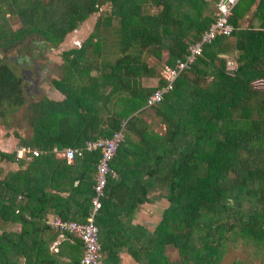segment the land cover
I'll return each mask as SVG.
<instances>
[{
  "label": "trees",
  "instance_id": "1",
  "mask_svg": "<svg viewBox=\"0 0 264 264\" xmlns=\"http://www.w3.org/2000/svg\"><path fill=\"white\" fill-rule=\"evenodd\" d=\"M103 4L86 38L61 52L52 85L62 98L28 100L21 76L0 58V116L23 106L29 132L11 133L41 151L26 161L0 149V264H79L81 241L64 232L51 249L59 232L43 218L86 220L99 154L66 163L55 150L120 128L114 175L93 219L104 264H120L122 247L138 264H264V0H237L232 33L204 44L149 107L161 132L143 117L146 97L162 84H142L156 73L145 58L166 52L171 65L183 57L213 19L210 1L0 0V46L56 47ZM249 11L255 25L240 28ZM8 15L19 21L14 30ZM155 189L166 200L155 226L129 225ZM240 247L248 260L227 259Z\"/></svg>",
  "mask_w": 264,
  "mask_h": 264
},
{
  "label": "built area",
  "instance_id": "2",
  "mask_svg": "<svg viewBox=\"0 0 264 264\" xmlns=\"http://www.w3.org/2000/svg\"><path fill=\"white\" fill-rule=\"evenodd\" d=\"M213 8V19L208 27L198 38L187 46L183 57L177 58L173 64L162 63L159 69V77L162 84L153 89L145 99V107H150L161 101L165 92L172 88L173 82L178 74L186 69L201 53L202 46L209 43L215 36H229L233 26L229 22L232 7L237 0H207ZM229 69H231L229 67ZM233 70V69H232ZM230 71V70H229ZM122 129L114 131L109 137H98L86 140L82 146H67L61 150H55L58 157L71 163L75 157H82L85 152L97 151L99 156L95 165L94 182L92 185L91 207L84 222L76 220L61 219L57 215H48L43 218L44 224L61 234L69 233L78 238L83 246L79 264H99L100 244L98 240V228L94 222V214L100 206V198L103 195L106 178L108 174L114 175L110 168V161L115 153L119 141L122 139ZM41 153L37 148L19 145L15 150V157L31 160Z\"/></svg>",
  "mask_w": 264,
  "mask_h": 264
},
{
  "label": "rangeland",
  "instance_id": "3",
  "mask_svg": "<svg viewBox=\"0 0 264 264\" xmlns=\"http://www.w3.org/2000/svg\"><path fill=\"white\" fill-rule=\"evenodd\" d=\"M106 8V4H103L100 7V10L90 14L85 20H83L77 28L67 33L63 40L57 44L56 47H44L39 42L34 41L31 43L30 47L28 46L26 40L19 45L15 46H7L1 47L0 46V58L5 59L7 64L14 69V71L20 75L19 69L23 66L24 68H35L36 71L33 69L35 76L36 84L35 88L36 91H32L30 89L25 90L24 87L22 88L25 91V96L28 100H35L39 99L42 96H46L51 99H60L62 98V94H60L52 85V79L58 78L61 74V63L62 57L61 52L65 51L69 48L78 47L79 44L86 38L89 32L92 30L93 24L98 17L101 15L102 11ZM6 26L9 29H16L19 26V21L15 16L8 15L6 19ZM226 57V69L232 70L235 68L236 64L233 59V56H224ZM166 58V52H162V58L157 60L153 56L149 55L145 58L146 62L149 65H152L155 68V76L146 77L142 79V84L144 86H154L157 82L159 77V69L161 64L163 63L164 59ZM25 63L27 65H25ZM32 66V67H31ZM229 67L231 69H229ZM22 80V79H21ZM23 83V80H22ZM0 108L2 106L0 105ZM147 108V114L144 115V119L151 123L152 128L158 132L163 130V125L158 123V118L153 117L151 110L149 107ZM23 106L19 107L17 110H14L11 114L6 112L2 116H0V148L6 149L5 151L9 150L14 151L19 146L17 145V139L12 135V130H16L21 134L27 135L28 134V127L24 123L23 119ZM8 142H7V141ZM3 149V150H4ZM26 160V159H24ZM161 192L160 189H155L152 193L149 192L148 196L151 198L152 201L157 202V220L161 213V207L166 206V200L164 197H161L159 194ZM164 192V190H163ZM147 214L152 217L153 222H157L155 219L156 216L151 215L149 212ZM11 229L17 230L18 226L13 225L9 227ZM245 248L240 247L234 252L227 254V259L232 258H245L249 259V256L244 257ZM168 252L172 258L176 257L174 250L168 248ZM250 252V251H249ZM257 260H253V264H257Z\"/></svg>",
  "mask_w": 264,
  "mask_h": 264
},
{
  "label": "crops",
  "instance_id": "4",
  "mask_svg": "<svg viewBox=\"0 0 264 264\" xmlns=\"http://www.w3.org/2000/svg\"><path fill=\"white\" fill-rule=\"evenodd\" d=\"M254 5H255V3H254ZM249 20L253 21V24L255 25V14L252 15L250 11L243 17V19L238 21L239 22V27L240 28L247 27ZM144 78H146V77H144ZM0 149L3 150L4 148L3 149L0 148ZM5 150L6 149H4V151ZM7 151H9V150H7ZM150 193H152V191H150ZM156 208H157V202L156 201H152L151 198H150V200L148 202H145V203H143V204L138 206V208H137V210L135 212L134 218L131 221V223H129V225L132 224V223H134V224L137 223V224H139L141 226H144L145 228L152 229L157 222H155V224H154V222L152 220L153 218L150 217V215L147 214L146 212H149L151 215L156 216L155 219L157 220ZM162 209H163V207H161V211H162ZM48 215H51V214L50 213H46L44 215V218L46 216H48ZM52 215H56V214H52ZM58 235H59V237L55 241H53L51 246H50L51 249H53V250H56V245H57L58 241L63 239L60 236L61 234H58ZM118 257H119V263L120 264H138L128 254V252L125 249V247H122L121 249H119ZM103 258H104V254H100V256H99V264H104L103 260H102Z\"/></svg>",
  "mask_w": 264,
  "mask_h": 264
},
{
  "label": "flooded vegetation",
  "instance_id": "5",
  "mask_svg": "<svg viewBox=\"0 0 264 264\" xmlns=\"http://www.w3.org/2000/svg\"><path fill=\"white\" fill-rule=\"evenodd\" d=\"M31 45V44H30ZM29 45V47H30ZM25 65H27L25 63ZM28 68H24L23 66L19 69L20 71V75H21V79L23 80L22 86L24 87L25 90H32V91H36L35 88V78L33 77V75L35 76L33 69L36 71L35 68H29V66H27ZM32 67V66H31Z\"/></svg>",
  "mask_w": 264,
  "mask_h": 264
}]
</instances>
